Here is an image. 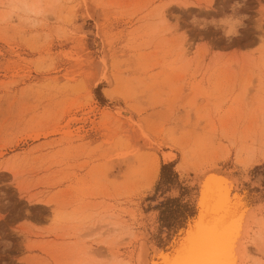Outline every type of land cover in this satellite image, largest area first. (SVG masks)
<instances>
[{"label":"rangeland","instance_id":"1","mask_svg":"<svg viewBox=\"0 0 264 264\" xmlns=\"http://www.w3.org/2000/svg\"><path fill=\"white\" fill-rule=\"evenodd\" d=\"M263 153L264 0H0V264H137Z\"/></svg>","mask_w":264,"mask_h":264},{"label":"bare ground","instance_id":"2","mask_svg":"<svg viewBox=\"0 0 264 264\" xmlns=\"http://www.w3.org/2000/svg\"><path fill=\"white\" fill-rule=\"evenodd\" d=\"M242 176L218 164L197 175L187 198L191 214L182 225L164 230L162 242L155 223H149L137 264H264V199L246 187ZM168 196L178 199L180 193L174 190Z\"/></svg>","mask_w":264,"mask_h":264},{"label":"snow or ice","instance_id":"3","mask_svg":"<svg viewBox=\"0 0 264 264\" xmlns=\"http://www.w3.org/2000/svg\"><path fill=\"white\" fill-rule=\"evenodd\" d=\"M174 264H199V262H191V261H188V262H174ZM205 264H221V262H205Z\"/></svg>","mask_w":264,"mask_h":264},{"label":"trees","instance_id":"4","mask_svg":"<svg viewBox=\"0 0 264 264\" xmlns=\"http://www.w3.org/2000/svg\"><path fill=\"white\" fill-rule=\"evenodd\" d=\"M256 178H257L256 183H260L264 185V180L262 179V177H256Z\"/></svg>","mask_w":264,"mask_h":264}]
</instances>
